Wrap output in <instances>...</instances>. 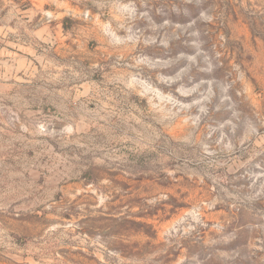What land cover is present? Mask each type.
<instances>
[{
  "label": "rangeland",
  "instance_id": "obj_1",
  "mask_svg": "<svg viewBox=\"0 0 264 264\" xmlns=\"http://www.w3.org/2000/svg\"><path fill=\"white\" fill-rule=\"evenodd\" d=\"M0 264H264V0H0Z\"/></svg>",
  "mask_w": 264,
  "mask_h": 264
}]
</instances>
